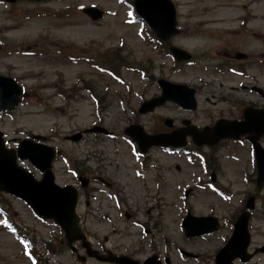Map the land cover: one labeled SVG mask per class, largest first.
Instances as JSON below:
<instances>
[{
	"label": "rangeland",
	"instance_id": "374dc122",
	"mask_svg": "<svg viewBox=\"0 0 264 264\" xmlns=\"http://www.w3.org/2000/svg\"><path fill=\"white\" fill-rule=\"evenodd\" d=\"M128 1L133 2L0 4V37L11 47L0 52V74L12 76L27 91L20 106L0 115V130L9 146H13L12 139L17 142L33 133L45 136L47 144L60 149L53 162L57 184L78 185L75 171L90 179L87 187L80 188L77 213L93 248L127 255L136 252L133 257L139 260L154 248L169 264H213L214 255L231 233L232 215L241 207L244 193L255 190L254 183L246 184L243 175L254 173L248 141L227 140L212 149L197 148L207 153L206 173L198 158L157 148L145 154L148 162L143 166L142 157L123 130L139 124L147 132H170L179 128L183 119L201 127L233 115V109L224 101L217 102L214 95L241 108V103L264 107L262 96L251 90L258 86L264 91V0H171L179 33L170 41L194 56L191 64H175L162 43L151 42L145 29L155 38L153 32L134 15ZM156 1L143 3L144 10L149 12L148 7ZM84 6L103 10L102 17L90 20L81 10ZM222 32H226L224 38ZM232 41L236 45L232 46ZM32 42L36 45L28 49ZM206 49L213 57H223V51L232 49L251 53V68L246 76L230 71L221 75L227 70L214 73L201 61ZM94 65L112 69L120 80ZM159 78L195 88L196 110L166 102L139 114L143 101L160 94ZM166 118H172L170 128L163 124ZM94 125L111 134L85 133L78 142L65 139ZM186 145L196 148L190 138ZM19 163L39 177L27 161ZM212 172L214 185L229 196L215 194L209 187ZM0 204L16 226L5 225L0 212V264H33L19 239L32 241L31 253L39 255L43 264H102L90 258L79 263L64 244L61 230L51 221L35 217L21 200L0 192ZM188 210L197 216H216L218 230L186 237L180 221ZM135 222L152 229L144 234ZM250 232L251 251L264 243V187L256 199ZM45 243L51 244V252ZM76 247L83 255L79 245ZM181 250L196 255L184 257ZM247 264H264V255Z\"/></svg>",
	"mask_w": 264,
	"mask_h": 264
},
{
	"label": "water",
	"instance_id": "95a60500",
	"mask_svg": "<svg viewBox=\"0 0 264 264\" xmlns=\"http://www.w3.org/2000/svg\"><path fill=\"white\" fill-rule=\"evenodd\" d=\"M149 1L151 0L135 1L138 13L148 21L149 25L161 39L169 38L177 32L175 29V12L172 3L169 0H158L152 6L150 5L151 7H148V12L142 7V3ZM84 12L92 19H97L101 16V12L93 8L86 9ZM171 51L177 59H187L189 57L186 52L178 48L171 47ZM159 84L163 88L162 96L146 101L139 109L140 112L151 110L167 99L176 101L184 106L195 107L193 89L186 88L185 85L170 84L162 80H159ZM20 95V87L11 78L0 76V112L4 109L11 110L16 107L19 104ZM244 118L245 120L242 122L220 119L212 127H205L202 131H197L196 129L188 130V133L192 135L198 145L203 143L213 144L220 138L227 136L237 138L244 131L253 133L248 138L255 148L259 170L258 187H261L264 184V150L256 141L258 136L264 134V112L258 114L257 120H255V116L247 114H245ZM136 128L131 125L124 131L137 141L142 150H146L153 144H183L185 132H176L170 135H148L143 132L141 127L137 126ZM92 130L103 131L98 128ZM80 137L81 133H75L68 138L77 141ZM174 138H180V141L174 140ZM17 157L20 159H29L33 165L43 172L42 178L36 180L31 173L26 172L25 169L18 166L16 163ZM53 157V147L34 143L27 139L19 143L16 151L14 149H7L2 140V132H0V190L23 199L37 214L46 218H52L64 230L67 243L71 245L72 242L81 240L82 246L86 248L87 255L94 256L100 260L115 261L120 264H137V262L125 256L119 258L107 256L103 258L90 249L88 242L85 240V236L81 233L78 226L79 217L75 212L78 199L77 189L70 185L60 187L54 184L51 171V160ZM85 184L86 182L83 181L82 185ZM246 207L249 209L253 208L252 198L248 199ZM248 217L249 213L243 211L237 218L234 224L233 234L215 256V264H234L232 261L236 257L244 262L250 258L251 255L246 253V247L249 243V234L247 231ZM206 220H209L210 223H206L198 230L191 229L190 222H205ZM183 226L186 235L193 236L215 230L217 221L211 217L197 218L187 215L183 220ZM144 264H160V262H156L154 257H150L144 261Z\"/></svg>",
	"mask_w": 264,
	"mask_h": 264
},
{
	"label": "flooded vegetation",
	"instance_id": "af4514ba",
	"mask_svg": "<svg viewBox=\"0 0 264 264\" xmlns=\"http://www.w3.org/2000/svg\"><path fill=\"white\" fill-rule=\"evenodd\" d=\"M0 1L7 2L6 0H0ZM9 1H11V2H7V4L9 6H17V5L18 6H29V5H34V4L47 5V4H51L53 2H57V1H61L62 2V0H9ZM35 1H37V2H35ZM61 7H62V4H61ZM221 39H223V38L219 37V40H221ZM1 42H2L0 44L1 50L6 49L5 45L8 44L7 41L4 38H2ZM230 43H231L232 46L236 45L235 41H232ZM6 47H8V46H6ZM243 53L244 52L238 51L236 49H232V50H229V51H223V53H222L223 57H219L218 56L219 54H217V56H215V57H213L212 55H209V56H206L204 60L208 64V65H206V67H211V68H215L216 67L217 70H219V69H221V68L226 66V69L228 67H233L236 70H241L242 69V71L244 72L245 69H248V68L251 67V63H250V61H251L250 60V54L251 53L250 54H248V53H244L243 54ZM251 88H252L253 91L257 92V90H256V88L254 86H252ZM262 97H264V93H262ZM254 105H252L251 103L246 104V106H250V107H255ZM233 106H235L237 109L239 108V105H237V106L233 105ZM237 113L240 116V113H241L240 110H238ZM231 117L232 118H234V117L235 118H239L238 116H231ZM144 225H145V228H144L145 231L147 233H149L152 228H147L146 224H144ZM261 245H258V246H261ZM258 246H257V248H258ZM101 252L108 253V251L105 250V249H102ZM135 253L136 252H132L130 256L135 255ZM150 254L151 255L154 254V255H156L158 257V253L156 252V250L154 248L151 249Z\"/></svg>",
	"mask_w": 264,
	"mask_h": 264
}]
</instances>
